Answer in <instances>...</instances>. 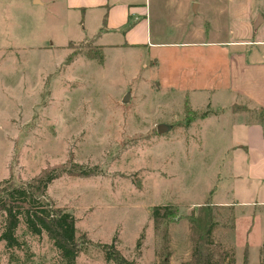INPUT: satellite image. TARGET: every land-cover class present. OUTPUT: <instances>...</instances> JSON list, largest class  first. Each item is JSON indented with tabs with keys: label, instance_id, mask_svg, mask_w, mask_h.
<instances>
[{
	"label": "rangeland",
	"instance_id": "rangeland-1",
	"mask_svg": "<svg viewBox=\"0 0 264 264\" xmlns=\"http://www.w3.org/2000/svg\"><path fill=\"white\" fill-rule=\"evenodd\" d=\"M92 31L60 0H0V181L22 182L68 157L97 171L55 178L45 191L90 240L75 264H116L95 245L112 239L133 264H158L165 248L170 264L187 260L189 218L206 202L216 220L213 241L236 264L244 252L246 264H264L263 250L256 253L263 225L247 211L251 205L236 202L249 197L246 183L230 174L241 167V153L230 149L241 139L238 123L227 107L216 110L210 102L222 95L215 90L228 87L220 46L104 52L92 44ZM176 32L187 37L185 25ZM207 83L214 93L196 102ZM158 123L168 128L159 132ZM233 196L227 204L216 202ZM166 203L176 206V215L154 227L151 208ZM23 238L28 264H57L45 232ZM0 264H15L1 243Z\"/></svg>",
	"mask_w": 264,
	"mask_h": 264
},
{
	"label": "crops",
	"instance_id": "crops-1",
	"mask_svg": "<svg viewBox=\"0 0 264 264\" xmlns=\"http://www.w3.org/2000/svg\"><path fill=\"white\" fill-rule=\"evenodd\" d=\"M41 1L54 2L38 0ZM228 1L225 6L224 1L219 5L217 0H212L211 5L207 0H170L171 4L164 0H60L67 11H78L81 20L88 21L93 30L92 44L104 52L110 48L134 52L142 49L149 53L150 45L168 44L220 46L227 61L228 87L215 90L222 95L217 94L210 102L216 110L227 107L229 118L238 123L241 139L233 142L230 149L241 153V167L239 171L230 170V174L246 183L249 198L236 202L251 205L247 211L250 209L251 216L263 225L258 232V253L264 242V0ZM257 13L263 19L253 27ZM183 25L187 37L181 39L176 30ZM169 30L172 37L167 39ZM207 87L208 83L198 90L203 97L196 102L203 103L210 92L214 93V89L209 91ZM225 96L229 98L226 104L222 99ZM234 198L216 202L227 204ZM244 211L239 210L241 214Z\"/></svg>",
	"mask_w": 264,
	"mask_h": 264
},
{
	"label": "trees",
	"instance_id": "trees-1",
	"mask_svg": "<svg viewBox=\"0 0 264 264\" xmlns=\"http://www.w3.org/2000/svg\"><path fill=\"white\" fill-rule=\"evenodd\" d=\"M95 48H99L95 45ZM102 53L98 52L97 60L102 61ZM205 112L201 111L199 116ZM96 170L84 167L70 157L66 162L51 167H44L36 175L15 183L11 176L0 181V243L7 253L8 260L15 264H28V250L24 234L39 236L45 232L51 245L56 249L57 264H75V258L84 251L85 243L89 242L85 232L78 233L74 226V216L55 204L45 194L47 184L63 175L88 176L96 174ZM198 208L197 214L189 218L192 247L189 259L178 264H236L234 255L228 256L227 248L221 242L213 241L216 220L212 216L208 202ZM153 226L157 227L161 219H173L176 206L170 203L154 205L151 208ZM19 228V231L17 232ZM167 239L166 231L163 234ZM103 257L116 264H133L120 252L114 239L110 242H99ZM22 251L19 257L18 251ZM160 256L158 264H170L169 251ZM264 253V242L262 244ZM240 264H246L247 256L243 253Z\"/></svg>",
	"mask_w": 264,
	"mask_h": 264
},
{
	"label": "water",
	"instance_id": "water-1",
	"mask_svg": "<svg viewBox=\"0 0 264 264\" xmlns=\"http://www.w3.org/2000/svg\"><path fill=\"white\" fill-rule=\"evenodd\" d=\"M263 19V16L260 15V13H257V17L255 19V21L253 22V27H256L258 25V23ZM129 97L128 91H125L124 95L122 96L121 100L125 102V100H127ZM157 131L161 132L165 129H167V125L164 123H158L157 124Z\"/></svg>",
	"mask_w": 264,
	"mask_h": 264
}]
</instances>
